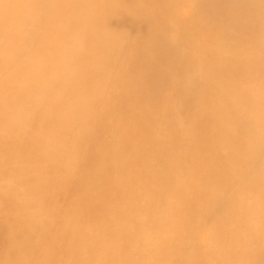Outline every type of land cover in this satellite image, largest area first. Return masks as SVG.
<instances>
[{"label":"bare ground","instance_id":"bare-ground-1","mask_svg":"<svg viewBox=\"0 0 264 264\" xmlns=\"http://www.w3.org/2000/svg\"><path fill=\"white\" fill-rule=\"evenodd\" d=\"M0 264H264V0H0Z\"/></svg>","mask_w":264,"mask_h":264}]
</instances>
